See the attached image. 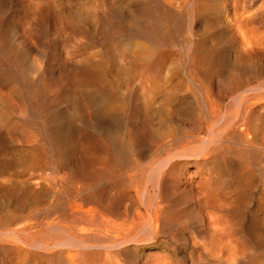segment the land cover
Masks as SVG:
<instances>
[{"label":"rangeland","instance_id":"1","mask_svg":"<svg viewBox=\"0 0 264 264\" xmlns=\"http://www.w3.org/2000/svg\"><path fill=\"white\" fill-rule=\"evenodd\" d=\"M98 1L100 0H66V8L75 19L80 17L84 6L91 8ZM61 2L62 0H5L0 5V264H59L53 258L52 261L46 260L53 255L52 252L39 248L27 249L8 238L6 232H10L14 225L6 227L13 223V214L20 213L23 216V225L20 224L19 228L24 227V224L31 225L34 231L31 230L30 236L45 240L42 230L46 229V222L56 228L63 225L58 208L62 205H90V198L96 192L120 205H156V202L157 205H164L160 200L162 195L156 175L161 168V148H168V143L175 146L185 139L180 136L183 133L179 131H175L178 138L171 137L165 141L166 144H161L159 139H149L148 143L153 145L152 148L148 152L145 150L146 154L143 152V159L138 165L130 166L144 144V140L137 138L135 133L140 128L146 129L144 122H137L133 118V112L151 109L157 113L170 108L173 102L182 110H197L200 100L207 101L205 88L210 83L216 94L225 97L220 107L222 113L229 109L234 111L235 101L231 98L234 95L225 93L228 74L234 68L230 67L229 72L220 71L219 75L217 72L213 73V63H216L217 58L208 68L205 66L207 72L213 73L208 74L206 79L194 75L191 84L183 82L172 90L170 87H163L165 78H168V72L164 71L160 77L161 82L149 95L139 89L134 93L136 89L132 90L135 85L130 81L128 85L126 83L127 87L118 92V79H112V82L110 79L103 80L101 86H111L107 85L104 88L105 95L90 105L92 89L81 84L82 77L74 60L81 54L98 49L94 45L87 49L85 34L65 25ZM38 62L43 68L40 74H36L33 67ZM208 64L209 61L206 65ZM121 68L115 65L112 69L114 73L120 69L118 72L124 74ZM85 83L87 87L91 86V82ZM105 105L110 106V111H104ZM15 106H18L17 110L14 109ZM98 112L102 114L106 124L104 126L111 132L108 136L99 132L94 125ZM156 120L159 124L160 119ZM205 121L208 122L204 120L203 127L206 126ZM230 146L237 144L230 140L224 144L223 149L231 148ZM239 157L241 155L234 161L235 169L222 163L213 169H185L182 173L186 176L182 179L178 177L183 183L177 187L183 188L187 184L188 196L200 192L201 201L209 211L212 210L210 219H220L217 222L222 228H219V236L222 238L219 239L218 236V241L210 239L217 242L219 248L216 244L215 247L212 246L210 240L208 242L196 238L195 234L190 235L192 240L195 238L194 242L204 246L205 250L203 254L193 252L190 247L185 249L178 237L173 238V234L166 233L158 238V244L153 245V252L161 253L162 258H176L171 259L174 260L173 264H214V252L217 249H221V264H256L258 258L264 256L262 246L247 242L250 238L255 240L257 235H264V158L261 152L252 153V159L247 161L254 168V176L248 177L240 175L246 161ZM75 169L84 173L83 178L73 174ZM190 173L192 177L189 178ZM125 187L132 190V193L128 195ZM143 191L149 197L143 196ZM167 204L168 202L165 203ZM214 211L218 213L213 215ZM30 213L33 222L29 219ZM34 223L38 225L35 226ZM58 233L59 236L63 235L61 231ZM30 236L28 239L34 241ZM185 253L189 260L182 261L181 255Z\"/></svg>","mask_w":264,"mask_h":264},{"label":"bare ground","instance_id":"2","mask_svg":"<svg viewBox=\"0 0 264 264\" xmlns=\"http://www.w3.org/2000/svg\"><path fill=\"white\" fill-rule=\"evenodd\" d=\"M3 3L5 0H0V5ZM61 3L65 25L85 34L87 49L92 45L98 49L81 54L74 60L82 77L81 84L92 89L90 105L105 95L104 88L107 85L111 86H101L103 80L110 79L112 82V79H118V92L127 87L126 83L128 85L130 81L135 85L132 90L136 89L134 93L139 89L149 95L161 82L160 77L164 71L168 72V78H165L163 87L172 90L183 82L191 84L194 75L206 79L212 73L207 72V68L217 58L216 63H213V73H223V70L229 72L230 67L234 68L228 74L225 86V93L234 95L231 97L235 101L234 111L229 109L222 113L220 107L225 97L216 94L210 83L205 86L207 101L200 100L197 110H182L173 102L170 108L157 113L151 109L133 112V118L137 122H144L146 129H137L135 133L137 138L144 140V144L130 166L138 165L143 159V152L152 148L149 139H159L161 144H166L169 138H178L175 131L183 133L180 136L185 140L175 146L168 143V148L164 145L166 149L162 147V154L159 155L161 168L156 175L162 195V199H159L164 205H157V202L156 205H120L96 192L90 198V205H62L58 208L63 225L56 228L46 222V229L41 233L45 240L31 237L34 230L27 223L19 228L23 216L20 213L13 214V223L6 227L14 225L10 232H6L8 238L27 249L39 248L52 252L53 255L46 260L54 259L59 264H173L174 260L171 259L176 258H162L161 253L152 251L153 245L158 244V238L166 233L178 237L185 249L190 247L193 252L203 254L205 247L194 242L195 238L192 240L190 235L197 234L196 238L203 241L217 240L222 230L217 222L220 219H210L212 210L209 211L207 205L203 204L200 192L188 196L187 184L183 188L177 187L183 183L178 177L182 179L186 176L182 170L190 168L213 169L222 163L228 164L229 168L233 167L238 155L246 161L240 175L249 177L253 175L254 168L248 164L247 159H252L255 151L258 154L261 152L264 158V0H100L94 2L91 8H81L80 17L75 19L66 8V0ZM115 65L122 67L124 74L118 72L120 69L114 73L112 68ZM33 67L36 74L42 72L39 62L34 63ZM85 81L91 82V86L87 87ZM129 87L127 89L131 90ZM17 107L14 109L17 110ZM109 107L105 105L104 111H110ZM95 119V124L87 122L94 124L105 136L110 135L100 112ZM156 119H160L159 124ZM204 120H208L205 121V127ZM230 140L237 146L223 149L224 144ZM73 174L79 178L84 176L82 171L76 169ZM189 175V178L192 177L191 173ZM125 191L128 195L132 193L129 188ZM143 196H147L146 192ZM31 213L29 219L33 222ZM58 231L63 235L59 236ZM29 236L34 241L29 240ZM9 239L5 240L10 242ZM214 240H210V244L215 247L217 242L214 243ZM247 242L257 243L264 248V235H257L255 240L250 238ZM216 247L219 248L218 245ZM221 254V249L214 252V264L222 263ZM197 255L199 260V253ZM181 257L182 261L188 259L186 253ZM258 259L256 264H264L263 255Z\"/></svg>","mask_w":264,"mask_h":264}]
</instances>
